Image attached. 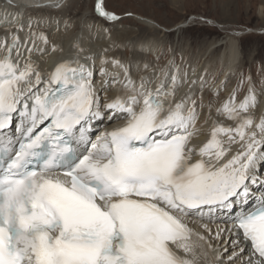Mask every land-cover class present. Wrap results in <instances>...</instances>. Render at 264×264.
Returning <instances> with one entry per match:
<instances>
[{
    "label": "snow or ice",
    "instance_id": "6c2138e0",
    "mask_svg": "<svg viewBox=\"0 0 264 264\" xmlns=\"http://www.w3.org/2000/svg\"><path fill=\"white\" fill-rule=\"evenodd\" d=\"M94 9L108 21L119 19L105 0ZM20 31L23 25L10 42L0 38V264H195L177 251L195 257L184 218L221 211L232 214L233 245L250 242L257 258L246 264H264V191L254 207L238 208L254 188L264 190L257 175L264 165V116H255L259 100L252 89L237 101L241 81L221 105L209 102V139L198 145L205 105L191 95L176 100L183 77L170 71L174 61L155 79L140 74L141 66L150 67L144 55L159 49L155 37L113 40L111 47L132 56H105L97 69L81 33L74 54L43 73L32 54L44 49L34 40L31 47L22 43ZM239 56L233 53L234 60ZM109 63L122 78L107 71ZM113 88L116 95L107 97ZM213 110L233 124L212 119ZM17 121L24 134L13 154L5 132ZM106 121L115 126L78 153L74 142L86 141L94 122ZM238 258L234 248L230 264Z\"/></svg>",
    "mask_w": 264,
    "mask_h": 264
},
{
    "label": "bare ground",
    "instance_id": "6f19581e",
    "mask_svg": "<svg viewBox=\"0 0 264 264\" xmlns=\"http://www.w3.org/2000/svg\"><path fill=\"white\" fill-rule=\"evenodd\" d=\"M45 1L48 2L47 5L57 3V0H12V3H6V0H0V27L9 25V30H16L19 25H23V31L18 33L21 42L27 44L28 47H31L32 41L34 40L37 48L44 49L43 54H40L36 51H34L32 54V59L36 61L37 64H39L40 70L43 73L50 72L58 62L67 59L74 54L73 41L81 33L84 36V40L82 42L83 46L90 51V54L96 57L95 66L97 69L101 67V59L105 56H107L109 60L113 58L123 60L129 58V55H132L131 50H124L121 47H111L113 40L124 41L135 39L137 37H155L160 41L158 50L153 49L151 52H148L144 55L143 59L150 63V67L148 69H143V66H141V75L155 79L156 76H159L160 70L166 68L169 65V62H166V64L163 63L164 65H162L161 63H158L159 59L157 62L154 60L160 56L161 50L163 48L165 49L166 47L163 38L166 37L167 32H163V30H168L164 29L163 26L158 25L156 21L141 15V17L135 18V21L144 27V30L141 31L120 27V23L118 24L119 20L108 21L104 18H101L100 16V19L94 25L90 20H87L85 13L77 18L54 16L52 11L61 10L65 0H59L61 7H49L46 5V3L43 4ZM43 6L46 7L43 9ZM9 8H13L14 11H9ZM116 15L118 16V14ZM30 21H32L31 31L29 30ZM107 21L110 22V24L117 23L118 26L112 30H109L107 27ZM13 27L16 29H13ZM0 30L2 29L0 28ZM33 33L35 35H33ZM12 34V31H7L4 34H2V31H0V38H6L10 42ZM41 34L47 37L49 41L48 45L43 44L40 38ZM52 45H56L58 49L62 48L63 51H53ZM105 49H108V51L105 52ZM206 49L207 50L205 54H209V52H211L210 54H215V52L219 51L220 45H217L216 42H212L207 46ZM235 52L240 53L238 60L233 59V53ZM241 53V48L237 39H231V41L226 45L225 49L220 51V55L216 59L215 64H219L223 67V76L221 77L220 81L215 84V86L212 88L210 87L211 89L208 88L205 90V88L202 86L203 84L201 85L202 76L204 75L203 72L205 70L203 69L205 65L201 66V64L203 57L205 56L197 57L195 59L193 58L196 61H194L192 65L189 64L190 66L187 68H184V66H178L174 62L173 67L170 69V71L173 73L179 69V73L183 77L182 86L176 93L177 101L186 95H191L194 98L200 94L204 95L205 97V99L203 98L202 100L205 108L200 116V120L197 123V127L201 129V134L194 141V143L198 145L203 144L209 139L212 120L204 123L208 112L207 105L209 102L211 101L215 106H219L224 101H226L236 89L235 86L226 88L225 83L235 75L237 68L242 64ZM105 67L107 71L120 74L122 78L123 73L120 68L112 65L111 63ZM212 72L213 70L209 71L208 75H212ZM133 75L134 78H136L135 72ZM99 79L100 77L97 76V80ZM153 87H155V84H153ZM250 89L253 90L254 94L259 100V104L254 110L255 116L257 120H259L261 116H264V87L259 91H256L253 88ZM223 92L225 97L220 99ZM211 93H215L217 97L211 98ZM106 95L109 98L116 95V89L113 88L109 90ZM212 119H219L225 124H233L232 121L226 120L224 117H217L215 110H213ZM99 125H101V123H99ZM237 148L238 145H232L233 152H235ZM260 170H262V168ZM258 177L264 180V175L262 173L260 175L258 174ZM256 190L257 189L255 188L253 189V191ZM257 194L260 195L259 192H257ZM223 213L224 212H220L216 218L204 217L201 220H196V216L190 215L188 219H184V222L192 230L197 242L198 249L195 257L189 255V259H195V264H230L229 256L232 255L234 248L236 253L239 255V258L236 260V264H246V261L250 259L248 254H246V247L242 243V240L240 241L239 246L233 245L232 241L237 238V234L235 232L230 233L227 231L231 228V224L229 223L231 217L224 215L222 216ZM220 216L222 218L217 220V218ZM223 219L227 222L225 225L220 223L223 221ZM204 225H207V228H205ZM217 231H220L219 237L216 236ZM200 237H203V239H200ZM240 247L244 248L243 252H240Z\"/></svg>",
    "mask_w": 264,
    "mask_h": 264
},
{
    "label": "rangeland",
    "instance_id": "374dc122",
    "mask_svg": "<svg viewBox=\"0 0 264 264\" xmlns=\"http://www.w3.org/2000/svg\"><path fill=\"white\" fill-rule=\"evenodd\" d=\"M95 2L96 0H65L61 10L52 12L54 16L70 18H77L85 13L87 20L95 25L100 19L94 9ZM45 3L47 5L48 2L43 4ZM105 4L110 12L118 14L120 27L144 30L143 25L135 21V18L144 16L168 29L163 30L167 32L163 38L166 47L154 59L156 62L159 59L158 63L163 65L174 61L176 65L187 68L196 61L195 58L205 56L201 64L205 65L201 80L205 90L215 86L223 76V67L215 64L220 51L225 49L231 39H237L242 52V64L235 75L226 81L227 84L224 82L226 88H237L242 81L236 94L239 101L250 88L259 91L264 87V0H105ZM116 24L107 21L109 30L118 26ZM212 42L220 45L219 51L205 54L207 46ZM211 70L213 74L208 75ZM212 97L217 96L211 93ZM224 97L223 92L220 99ZM203 98L205 99L204 95L199 94L195 99L199 103Z\"/></svg>",
    "mask_w": 264,
    "mask_h": 264
}]
</instances>
